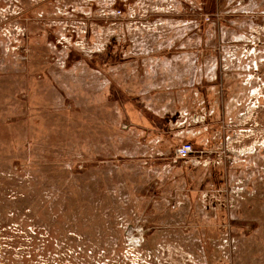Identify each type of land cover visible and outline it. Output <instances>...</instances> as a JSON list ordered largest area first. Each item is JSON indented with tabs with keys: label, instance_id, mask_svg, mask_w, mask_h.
I'll return each instance as SVG.
<instances>
[{
	"label": "rangeland",
	"instance_id": "rangeland-1",
	"mask_svg": "<svg viewBox=\"0 0 264 264\" xmlns=\"http://www.w3.org/2000/svg\"><path fill=\"white\" fill-rule=\"evenodd\" d=\"M0 264H264V0H0Z\"/></svg>",
	"mask_w": 264,
	"mask_h": 264
},
{
	"label": "crops",
	"instance_id": "crops-1",
	"mask_svg": "<svg viewBox=\"0 0 264 264\" xmlns=\"http://www.w3.org/2000/svg\"><path fill=\"white\" fill-rule=\"evenodd\" d=\"M191 68L192 70L195 69V67H191ZM155 69L156 67L147 68L146 74L151 75L149 78L155 83H158V81H161V85H163L168 78L181 81L180 82L181 84H185L184 82L194 83L196 79L194 72H193V76L188 77L187 72H183L182 74L179 72L174 73L170 71L167 66L159 67L160 72L163 73L164 77L163 76L158 77L156 73H152V70H155ZM167 74H168V77H167ZM164 103H167V102H164ZM162 105H163V102H162ZM160 109L161 107L158 105V108H155L153 110L154 112V113L152 112L153 117L151 121H149V119H146L147 124H146V127L144 128V130H146L145 131L146 137H149L150 139V142H151L150 147L152 149H155V146H157V148L160 146L164 147L163 144L161 143L164 141V139H166V137H170V138L178 137L180 139H190L195 135L197 136V134L200 137L202 133L201 131L203 130V126L206 125V119L202 117L203 115H200L199 116L200 118L198 116L187 115L188 118L185 117L183 121H180V120H177L178 118L177 115H173L172 116L173 118L169 119L170 117H166L165 114H162L163 109L161 110V112H159ZM157 125H160V128ZM199 151L205 153V150L203 147L200 148Z\"/></svg>",
	"mask_w": 264,
	"mask_h": 264
},
{
	"label": "built area",
	"instance_id": "built-area-1",
	"mask_svg": "<svg viewBox=\"0 0 264 264\" xmlns=\"http://www.w3.org/2000/svg\"><path fill=\"white\" fill-rule=\"evenodd\" d=\"M194 152V147L190 142H183L174 149V157L176 159L188 158Z\"/></svg>",
	"mask_w": 264,
	"mask_h": 264
}]
</instances>
